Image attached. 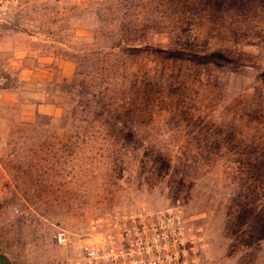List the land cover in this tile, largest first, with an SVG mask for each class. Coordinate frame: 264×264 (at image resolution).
Returning <instances> with one entry per match:
<instances>
[{
	"label": "rangeland",
	"instance_id": "374dc122",
	"mask_svg": "<svg viewBox=\"0 0 264 264\" xmlns=\"http://www.w3.org/2000/svg\"><path fill=\"white\" fill-rule=\"evenodd\" d=\"M169 208L195 264H264V0L0 10V258L71 264L111 216Z\"/></svg>",
	"mask_w": 264,
	"mask_h": 264
},
{
	"label": "built area",
	"instance_id": "2783aa9c",
	"mask_svg": "<svg viewBox=\"0 0 264 264\" xmlns=\"http://www.w3.org/2000/svg\"><path fill=\"white\" fill-rule=\"evenodd\" d=\"M18 2L0 0V10ZM197 233L176 208L115 214L100 239L85 244L71 264H195L191 250ZM55 240L64 245V234Z\"/></svg>",
	"mask_w": 264,
	"mask_h": 264
},
{
	"label": "trees",
	"instance_id": "16d2710c",
	"mask_svg": "<svg viewBox=\"0 0 264 264\" xmlns=\"http://www.w3.org/2000/svg\"><path fill=\"white\" fill-rule=\"evenodd\" d=\"M201 61H203V62H209V63H211V64H213V65H215V66H219V67H222V66H229V67H231L232 69H234V67H235V63H233V62H231V61H229V60H224V59H222V58H220V57H218V56H207V57H203L202 59H201Z\"/></svg>",
	"mask_w": 264,
	"mask_h": 264
},
{
	"label": "crops",
	"instance_id": "0c3cea01",
	"mask_svg": "<svg viewBox=\"0 0 264 264\" xmlns=\"http://www.w3.org/2000/svg\"><path fill=\"white\" fill-rule=\"evenodd\" d=\"M0 264H8L3 258H0Z\"/></svg>",
	"mask_w": 264,
	"mask_h": 264
}]
</instances>
